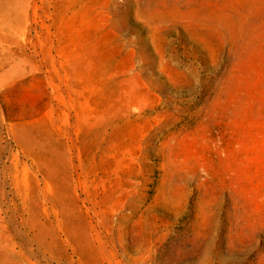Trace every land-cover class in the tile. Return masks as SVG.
Segmentation results:
<instances>
[{
	"label": "rangeland",
	"instance_id": "374dc122",
	"mask_svg": "<svg viewBox=\"0 0 264 264\" xmlns=\"http://www.w3.org/2000/svg\"><path fill=\"white\" fill-rule=\"evenodd\" d=\"M0 264H264V0L0 7Z\"/></svg>",
	"mask_w": 264,
	"mask_h": 264
},
{
	"label": "bare ground",
	"instance_id": "6f19581e",
	"mask_svg": "<svg viewBox=\"0 0 264 264\" xmlns=\"http://www.w3.org/2000/svg\"><path fill=\"white\" fill-rule=\"evenodd\" d=\"M17 0H0V7H3V8H6V9H13L14 8V5H15V2ZM4 32V31H2ZM16 134H19L23 141L26 143V144H30L31 143V140L28 138V136L25 134V132H17L16 131ZM41 160L47 165L49 166L50 164L52 165V161L49 160L48 156L45 154L43 156H41ZM64 189L63 187L59 184V183H56V182H53V184L51 185V193H50V196L55 198V199H62L64 197Z\"/></svg>",
	"mask_w": 264,
	"mask_h": 264
}]
</instances>
